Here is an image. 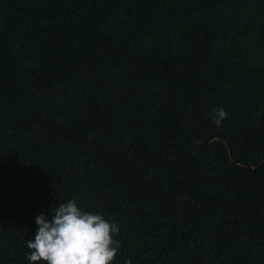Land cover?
<instances>
[{"label":"trees","instance_id":"1","mask_svg":"<svg viewBox=\"0 0 264 264\" xmlns=\"http://www.w3.org/2000/svg\"><path fill=\"white\" fill-rule=\"evenodd\" d=\"M68 199L111 264H264V0H0V264Z\"/></svg>","mask_w":264,"mask_h":264},{"label":"clouds","instance_id":"2","mask_svg":"<svg viewBox=\"0 0 264 264\" xmlns=\"http://www.w3.org/2000/svg\"><path fill=\"white\" fill-rule=\"evenodd\" d=\"M223 107L215 109L216 124L226 118ZM35 231L27 240L28 264H111L120 250L115 234L118 224L100 212L85 211L68 199L34 217ZM122 264H132L124 258Z\"/></svg>","mask_w":264,"mask_h":264}]
</instances>
